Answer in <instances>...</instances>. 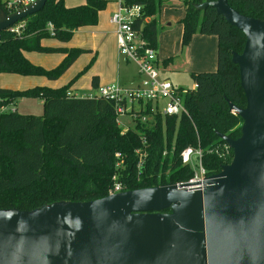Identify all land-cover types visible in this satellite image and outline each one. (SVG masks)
Listing matches in <instances>:
<instances>
[{
    "label": "trees",
    "instance_id": "16d2710c",
    "mask_svg": "<svg viewBox=\"0 0 264 264\" xmlns=\"http://www.w3.org/2000/svg\"><path fill=\"white\" fill-rule=\"evenodd\" d=\"M108 1L85 0L69 7L63 0H46L40 11L13 24H21L18 33L8 28L0 32V74L58 78L83 50L45 47L41 40L55 37L68 41L74 30L97 24L98 13ZM169 1L128 0L141 6L142 15L134 27L141 29L143 38L155 50L160 32L159 10ZM180 1L184 6V16L179 21L181 48L194 34L213 35L217 39L215 69L190 73L195 88L185 95L188 114L167 117L164 125L161 119L147 128L135 125L122 133L115 123L112 102L75 96L70 91L72 80L59 87L34 86L24 90L0 86V96L6 100L31 96L42 101L41 115L14 111L0 118V208L30 210L55 201L100 198L108 195L113 176L124 185V190L186 181L193 175L190 166L182 165L180 160V152L187 146L201 149L207 175L218 173L222 165L231 161L232 151L227 148L225 153V143L218 134L230 138L240 135L241 119L228 110L227 101L238 107L245 105L238 66L231 61L232 52H241L245 36L213 7L195 8L196 4L214 0ZM227 3L247 17H264V0ZM6 4L7 1L0 0V10L8 12ZM27 51H59L64 57L55 67L45 69L30 63L23 55ZM170 60L164 59L162 63ZM95 80L93 77L94 87ZM141 135L146 137L147 157L143 173L137 176L134 152L140 147ZM165 149L168 153L163 155ZM117 152L121 157H115Z\"/></svg>",
    "mask_w": 264,
    "mask_h": 264
},
{
    "label": "water",
    "instance_id": "95a60500",
    "mask_svg": "<svg viewBox=\"0 0 264 264\" xmlns=\"http://www.w3.org/2000/svg\"><path fill=\"white\" fill-rule=\"evenodd\" d=\"M45 2L0 10V32ZM207 6L245 36L241 52L231 54L245 105L227 101L241 119L240 135L218 134L231 161L199 189L161 184L0 208V264H264V17L242 15L227 0L195 8Z\"/></svg>",
    "mask_w": 264,
    "mask_h": 264
},
{
    "label": "built area",
    "instance_id": "2783aa9c",
    "mask_svg": "<svg viewBox=\"0 0 264 264\" xmlns=\"http://www.w3.org/2000/svg\"><path fill=\"white\" fill-rule=\"evenodd\" d=\"M35 0H12L7 2L9 12L15 11L23 6L33 3ZM117 4L116 10L110 17V22L115 25V41L117 53L124 61L132 62L136 67V78L128 85L118 82L98 85L93 93L82 97L102 98L112 102L115 123L124 133L133 127L129 126L130 121L143 128L153 126L158 119L165 124L167 117L179 118L187 115L184 104L185 95L189 89L177 87L164 77L160 76V65L157 59L156 50L151 47L143 38L140 28H135L134 23L142 15V8L138 4L129 3L128 0H113ZM146 20V18H144ZM21 24L11 25L8 30L18 33ZM49 31L53 34L51 25ZM195 88V85L193 89ZM13 100H6L0 96V118L4 113L14 112L16 108L12 106ZM121 117H126L129 123L121 121ZM164 117V118H163ZM164 119V122H163ZM147 141L145 135L140 136V147L135 150L136 175L143 173L145 160L147 157ZM225 153L229 146L224 145ZM172 150V149H171ZM170 150V152H171ZM168 150L163 151V155ZM115 157H121L120 153H115ZM202 152L200 148L191 146L185 147L180 152L182 165H188L192 169L193 175L186 181H178L175 184H186V189H199L203 186L206 176L205 168L201 162ZM121 161L117 162V166ZM113 181L108 188V195L124 190V185L112 177Z\"/></svg>",
    "mask_w": 264,
    "mask_h": 264
},
{
    "label": "rangeland",
    "instance_id": "374dc122",
    "mask_svg": "<svg viewBox=\"0 0 264 264\" xmlns=\"http://www.w3.org/2000/svg\"><path fill=\"white\" fill-rule=\"evenodd\" d=\"M63 2L66 5L68 4L67 6H74L83 3L84 0H63ZM116 7L117 4L115 1L111 0L108 2L98 16V23L93 28H90V32L84 33L82 31L71 39H74L77 43L83 44L87 38L92 37V34L96 33V31H102V33L108 32L109 27L111 25L113 26L109 17L115 11ZM182 12V3L180 0H170L168 3L161 6L160 22L163 28L158 35L157 53L160 60L165 58L171 59L166 65V69L162 71V75L167 77L171 84L177 87L192 89L194 87V82L190 77V73L196 72L198 66L196 62L201 56L199 53L201 47L200 43L197 41L193 45L191 44L192 36L189 43L181 48V29L180 25L177 23V18L182 15ZM167 23L169 25H167ZM198 37H201V35ZM48 39H53L51 41L56 40L55 37H49ZM106 44L101 43L99 49L92 48L90 51L81 52L78 58L56 79L50 80L43 75H18L3 72L0 74V86L12 90H24L35 85H40L41 83L44 84V82L54 84L53 86L63 85L68 83L70 79H73V82H77L79 88L76 90L78 91L76 93L81 94V92H85L92 88L90 85V76L92 73L100 74V78L105 80V82L100 85L114 82L117 70H119L120 80H128V75L136 71L135 65L132 62H125L123 57L117 54L115 48L112 51V45ZM215 47H212V49L215 50ZM37 54L45 55L42 53ZM93 57L94 59L90 66L87 67V64ZM212 61L213 64L216 63L215 56ZM84 68L85 71L80 73ZM12 106L16 108V112L19 114H42V101L37 97H19L14 101ZM121 121L129 123L126 117H121ZM129 126L134 127V123L130 121Z\"/></svg>",
    "mask_w": 264,
    "mask_h": 264
},
{
    "label": "crops",
    "instance_id": "0c3cea01",
    "mask_svg": "<svg viewBox=\"0 0 264 264\" xmlns=\"http://www.w3.org/2000/svg\"><path fill=\"white\" fill-rule=\"evenodd\" d=\"M4 1L9 2V1H12V0H4ZM110 1L111 0H109L108 2H110ZM84 2H85V0H84ZM83 3H81V4H83ZM81 4H78V5H81ZM64 5L67 6L68 4L67 5L64 4ZM74 6H77V5H74ZM116 8H115V10H116ZM160 10H161V7H160ZM160 10H159L158 21H159L160 32H161V30L163 28V25L160 22ZM182 10H183L182 15H180L177 18V23L180 25V29H181V24L179 23V21L184 16V6L183 5H182ZM101 11H99L98 16H99V14H100ZM111 15H110V17H111ZM110 17H109V20H110ZM97 23H98V21H97ZM95 25H93V26H84V27H80V28L74 30L73 35H72L71 38H74L75 35L80 34V32H82V31L84 33L90 32V30H91L90 28H93ZM167 25H169V24L167 23ZM200 35L201 34H194L193 37H192V41H191V44L192 45L196 41L199 42L200 43V47H201V50H199V53H200L201 56H200V58H198V60L196 62V65H198L197 68H196V72L213 71L215 69V67H216V63L213 64L212 59H213L214 56L216 58L217 39L213 35H201V37H198ZM180 37H181V31H180ZM51 40H53V39H48V38L42 39L41 40V45H43L45 47H52V48H63V47L64 48H80L83 51H90V49H92V48L99 49V46H100L101 43L106 44V42H107L106 45H112V51L114 50V48L117 50V48H116V41H115V25H113V26L111 25L109 27L108 32L102 33V31H96V33L92 34V37L87 38V40L83 44L82 43L75 42L74 39L68 40L66 42H61V41H59L57 39L54 40V41H51ZM212 47H215V50H213ZM37 53H42V54H45V55H39ZM23 55H24V57L30 63H32L34 65H39V66H41V67H43L45 69H50V68L55 67L57 64H59L61 62V60L64 57V53L63 52H59V51H57V52H51V53H43V52H36V53H34V51H31V52L30 51H27V52H23ZM156 55H157V59L159 61V65H160V76L161 77H164L162 75V71L164 69H166V65L168 63H166L165 65L162 63V61L164 59L163 60H160L158 58L157 50H156ZM93 59H94V57L87 64V67L90 66V64H91V62H92ZM165 59H167V58H165ZM46 63H48V64H46ZM83 71H85V68L83 70H81L80 73L83 72ZM99 75L100 74H98V73H92L91 74V76H90V85L92 86V88L90 90L85 91V92H81V94L76 93V92H78L76 90L79 89L78 86H77L78 85L77 82L74 81L75 82L74 83L73 82V79H70V81L72 80V83H71V86H70L71 93L74 94L75 96H80V97H82L83 95L89 94V93H93L95 91V88H96L92 84V78L93 77H95V79H96L95 80L96 81V86H98V85L102 84L103 82H105V80L104 79H101ZM135 78H136V71H134V73H131V75H128V80H126V81L124 79L123 80H120L119 79V70H117L116 71V75H115L114 82H118V83H120L122 85H128ZM164 78H167V77H164ZM114 82H112V83H114ZM53 85L54 84L45 83L44 82V84L41 83L40 85H35V86H49V87H59V86H62V85H58V86H53Z\"/></svg>",
    "mask_w": 264,
    "mask_h": 264
}]
</instances>
